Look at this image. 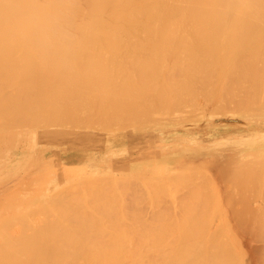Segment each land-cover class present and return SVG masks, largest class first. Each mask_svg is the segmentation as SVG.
Instances as JSON below:
<instances>
[{"label": "bare ground", "instance_id": "1", "mask_svg": "<svg viewBox=\"0 0 264 264\" xmlns=\"http://www.w3.org/2000/svg\"><path fill=\"white\" fill-rule=\"evenodd\" d=\"M230 120L235 122H230ZM235 128L238 129L237 133L241 132L242 135L246 133L255 134L253 140L264 139V0H0V157L2 158L5 155L2 154L10 151L11 148L16 150L17 147L21 146L22 149L10 159L7 158L5 161L1 159L0 166L3 163L7 169L13 158L17 156L23 155L24 158H28L24 154L25 151L33 150L35 147H55L60 148V151L62 149V153L48 151L49 161L44 163L45 167L38 168L36 166L38 168L35 167L36 170H33L31 166L26 168L24 179L26 180L28 177V180H31L27 181V188L30 187V184V188H32V181L36 179L35 177L47 173L58 165L61 167V164H74L92 158L94 162L97 155H102V157H98L100 159H108L112 162L118 160L113 154V151L117 149L127 150L126 155L131 156L133 153L143 150L144 145L151 143H169L177 140V137L181 135L184 139L195 135L198 139L206 138L208 140ZM122 132L125 135H122ZM134 132L137 133L134 134ZM182 139L180 138L179 141ZM179 141L177 140V142ZM241 143H243L241 148L244 146L248 148L246 143V145L244 142ZM230 146L227 149L231 148L230 150H232L233 145ZM244 149L246 151V148ZM249 149L246 152L238 150L229 153L228 156L231 155L229 157L223 156L224 151L222 155L218 154L219 152L201 155L211 159L210 162H204L207 167L210 166L217 170L220 168L223 172L227 171L223 169L225 166H227L225 169L228 168L229 170L230 168L228 172L236 168V171H233L235 173L233 175L230 173V175L236 179L238 177L237 181H239L243 177L246 180L248 173L250 174L248 172L245 176L243 172L240 174L239 169H237L238 164L243 162L244 154L251 153L255 148H252L251 151ZM236 152L244 154L236 157ZM262 152H260L262 158H256V161L250 156L251 159L255 163L261 162V159H264ZM256 154L258 155V153ZM188 157L192 158L193 155H181V157L179 154L174 155V160H171L167 167L173 170L180 166L182 158ZM223 158L225 160L222 163L225 166L222 167L219 161ZM19 161L21 163L22 160ZM27 161L25 163L24 160L23 164L27 165L28 163L30 165ZM244 162L246 164V161ZM217 164H220L219 167ZM230 164L234 166L232 167ZM197 166L200 167V165ZM239 166L241 165L239 164ZM252 166L248 169L250 170ZM260 166L264 167L262 164ZM14 168L16 169V166ZM243 169L245 170V167ZM257 169L259 171V168ZM159 170L163 172L162 168ZM131 171L132 174L137 173L136 168L131 169ZM165 171L166 174H170L167 169ZM199 171L196 172L199 173ZM201 171L198 178H201L200 181H202L203 177V181H206L207 174L204 175ZM258 171L254 175H259ZM147 172L148 177V173L152 170ZM191 172L194 171L190 170L189 173L192 174ZM196 172H194L195 176L197 175ZM220 172L222 173V171ZM176 173L175 176L177 177L180 173ZM236 173L238 176H234V174L237 175ZM230 175L225 177L228 178ZM252 176L253 174H250V179ZM6 178L4 177V179ZM142 178L146 179L144 176ZM163 178L165 177H162V181ZM188 178L190 179V177ZM191 178L194 180V177L191 176ZM95 179L91 181L90 178L86 183V187H88V190L86 189L84 192L86 196L81 195L80 188L76 183L73 185H77L78 189L73 187L75 191L69 193L70 190L65 182L59 185L55 183L56 185H53L51 189H43L44 191L40 196L34 192L37 194V199L32 198L39 203L40 209L31 206L29 211L28 207V210H25L28 211V213L25 212L26 214L17 211V205L25 201H22V198L27 188L22 192L19 190L21 194L18 200L14 198L18 191H13L10 195L3 191L7 197L10 198L11 196L18 202L17 205H14V200H12L14 204L10 200L5 201V203L13 204L14 206H10L16 209L17 214H25L22 217L16 216V212H14L15 215L10 214L18 217L17 219L13 216L9 218H14L13 224L14 222L19 224L18 229L19 226L23 225L21 222L23 218H27L29 213V216L32 213H38L41 218L39 217L37 220L32 215L29 218L36 220L33 221L34 224L27 222L29 224L26 225L25 230H22L25 225L21 226V231L16 234L11 232L10 228L13 226L9 228L11 234H9L10 232L7 233V228V232L4 231L5 229L0 231V264H243L242 256L239 255L234 244L237 237L234 238L230 231L224 229L225 225L228 224H225L223 220L218 221L219 223L215 226L212 221L213 218L206 220L196 217L198 220L192 219L193 221H190L186 217L188 221L183 218L185 222H182L184 224L182 227V223L180 224L179 221L180 217L177 216L181 226L178 229L181 230L178 231L177 229V233L174 234L165 228V233L160 232L165 236L160 235V229L163 230V226H168H166L167 221L173 222L166 218L162 219L163 221L166 220L164 223H159L160 218L165 213L160 210L162 208H158L159 201H154L157 202L156 210L159 209L163 215L157 216L160 213L158 211L155 213V217L149 215L153 220L154 218L157 220L162 226L161 228L155 227V225L151 226L152 221L150 222L151 219H148L149 215L146 218L150 222L146 221L150 224L149 228L146 224L144 227L140 226L141 223L146 222H142L140 218L136 219L137 214L134 215L135 217L131 216L136 220H133L134 223L131 222L130 225V221H126L129 217L125 210L124 214L128 217L126 218L122 214L123 218L126 219L125 222L132 228H137L134 229L135 233L138 232V227H140L139 231L145 232L144 234H137L138 236L134 232L132 234V228L130 227V229L129 225L123 223L121 215L112 212L118 206L115 195H110L104 186H101L104 187V191L103 188L100 190L101 187L98 186L101 179L105 181L107 178L95 177ZM127 179L129 178L127 177ZM231 179L233 180L231 188L233 185H236L237 188L240 182ZM258 179L260 180L259 177ZM120 180L121 185L120 181L118 183L121 187L126 178ZM182 180L184 181V179ZM244 180L243 183L246 182ZM104 181H102L103 185L108 181L110 183L109 186H106L107 188L113 184L110 180ZM197 181L195 185L192 183L194 186H186L193 189L197 185ZM11 182H16V179L14 178ZM89 182H93V185ZM158 183L160 184V181ZM202 183L198 185L203 186ZM230 183H232L231 180ZM163 184L162 182L161 187L165 186ZM241 184L239 187H243ZM94 185L100 188L97 189ZM155 185L152 184L154 187ZM205 185L207 186V184ZM69 186L72 188L71 185ZM206 186L201 187V189L206 188ZM86 187L84 185V188ZM5 188L7 187H4L3 190ZM30 188L28 190H31ZM90 189L94 191H90ZM156 189L159 190V187ZM106 190L108 194H106ZM113 190L115 189L113 188ZM160 190L162 189L160 188ZM125 191L128 190L125 189ZM125 191L124 193H126ZM206 191L209 192L205 189L204 194H202L203 191L200 194L205 195ZM243 191L244 189L240 194ZM132 193L134 196V192ZM89 194L97 200L94 203H89L93 207L90 205L92 209L87 210L86 203L90 201L89 198L93 199ZM127 194L125 196H128ZM139 194L137 192V196ZM152 194L154 196L155 193ZM31 195L33 196V194ZM197 195H189L192 196L189 197L191 204L192 198L197 201ZM251 196L249 195V197ZM26 197L24 196L25 199ZM117 197L119 200V196ZM239 197L243 200L241 195ZM242 197H244L243 194ZM2 198L4 197L2 196ZM30 198L26 199L28 203L34 202ZM261 200L264 199L261 198ZM204 201L205 199L202 201L201 209L204 204L205 206L209 204L207 200V204ZM146 202L148 201L146 200ZM179 202L177 203L180 208L185 206L184 202L187 205L190 203L183 199L181 206L182 202L181 204ZM28 203L23 204H26L27 207ZM89 204L88 207L91 208ZM4 205L2 204V206ZM123 205L126 206L127 204ZM21 206L19 205L20 208H22ZM255 206L258 207H254L252 211L258 208L257 210L262 214L259 209L260 205ZM5 207H3L4 210L7 209ZM140 207L142 208V206ZM189 207L191 209V206ZM261 207L264 210V205ZM3 209L2 213L6 212ZM182 209H188V206ZM192 209H194V205ZM192 209L191 211H194ZM238 209L240 208L238 207ZM91 210L92 212H90ZM132 210L131 212H134ZM176 211L175 213H178ZM191 211H189L190 214ZM239 211L241 215L248 212ZM183 212L187 214L186 216L190 215L186 210ZM205 212L206 215H204L208 216L212 211L210 210L208 214L206 210ZM231 212L233 211L231 210ZM224 213L223 211L222 214ZM239 213L238 216L240 217ZM115 214L118 216L119 222L115 219V217L117 218ZM251 215L253 216V214ZM248 216L247 220H244L243 217L241 219L238 217L236 220L234 219L236 215L232 219L237 221L236 224L239 226H247L244 228L249 230L256 228L255 236H260L261 232V235H264V221L256 218L259 220V224L258 221H252V216L251 218L250 215ZM191 217L189 216L190 219ZM29 218H27L28 221H30ZM131 218L129 220H132ZM19 220H21V224L18 223ZM137 220L139 223L137 226H139L135 227ZM6 221L8 222V219ZM3 222L5 223V220L0 218V224ZM178 222L175 220V224ZM252 222L258 223L260 227H251ZM158 223L156 225H159ZM171 223H169L170 228ZM6 225L10 226L7 223ZM171 225L174 226V223ZM177 225L172 226V229L175 230ZM233 225L235 224L233 223ZM2 226L6 227L5 225ZM125 228L126 230H124ZM257 228L260 232L257 231ZM231 230L234 233L232 234L235 235L236 230ZM249 230H246L247 233L251 231V234L254 235L253 230ZM255 236L252 238H257ZM262 238L264 237L261 236ZM135 239L139 241L135 243ZM261 239L259 238L260 241H264ZM169 242L171 245L173 244L172 247ZM142 244H144V249H141ZM261 248H264V244L260 245ZM261 255V258L264 257V254Z\"/></svg>", "mask_w": 264, "mask_h": 264}, {"label": "rangeland", "instance_id": "2", "mask_svg": "<svg viewBox=\"0 0 264 264\" xmlns=\"http://www.w3.org/2000/svg\"><path fill=\"white\" fill-rule=\"evenodd\" d=\"M230 122H235L234 120H230ZM199 125H201V124H199ZM200 127V126H199ZM98 128V127H97ZM96 128V129H97ZM98 129H100V128H98ZM237 131H238V129L237 128H235V129H233V130H231V131H228L227 133H225V134H223V135H221V136H218V137H215V138H209L208 140H206V138L205 139H203V138H200V139H198V137L197 136H195V135H191V138H187V139H184V137L181 135V136H178L177 137V140L179 141V139L180 138H183L181 141H179V142H177V140H174V141H170L169 143L168 142H163V143H154V144H148V145H144V147H143V150H141V151H138V152H135V153H133L131 156H127L126 154H127V150H122V149H117V150H115V151H113V154L115 155V158H118V160H113L112 162L111 161H109L108 159H100V158H98V157H102V155H97V158H96V160L93 162V158L92 159H89V160H81V161H79V162H77V163H74V164H61V167L58 165L57 167H53L52 169H50V171H48L47 173H44V174H42V175H40V176H38V177H35L36 179L35 180H33L32 178V182H33V186H32V188H30L31 187V184L29 185L30 187H28V188H30L31 190H28V188H27V185H28V183H27V181L29 182V181H31V180H28L29 178L27 177L26 178V180L24 179L25 178V172L27 171V169L31 166L32 167V169L33 170H36V166H38V168L39 167H41V168H43V167H45L44 165V163H46V162H48L49 161V157H48V154H49V152H52V151H54V152H61L62 153V149H61V151H60V148H55V147H48V148H45V147H42V148H40V147H35L33 150H31V149H29V150H26L25 151V156H27L28 158H24V156L22 155V156H17V157H15V158H13V161L11 162V164L10 165H8V167H7V169H6V166L5 165H3V163H2V165L0 166V199L2 200L1 202H0V208H2L3 209V207H5V206H9V207H5V208H7V209H9L8 211H7V209H3V211H6V212H4V213H2V209H0V218H3V220H5V223L3 222L2 224H0V231L1 230H4L5 232H7L6 231V228L8 229V232L7 233H9L10 232V229L12 230L11 232H14L13 234H16V233H19L20 231H21V226L23 227L24 225V227L22 228V230H25V227H27L26 225L27 224H29V223H27V222H30V223H32V224H34L33 223V221L35 220V219H39V217L41 218V216H40V214H31V216H29L30 215V213H29V215H27V218H31L32 217V215H33V217L35 218L34 220H32V219H30L29 218V220L30 221H28V219L25 217V218H23V220H22V218H21V220H19V222L18 223H20V221L21 222H23L22 224L23 225H21V226H19V229L17 228L18 227V225H17V223L16 222H14V224L12 223V220L14 219V218H12V219H9L10 218V216H13V215H10L11 213L12 214H14V212H16V209H14V208H12L11 206H14V205H17L16 203H18V202H16L15 200H14V198L16 199V200H18V198H19V195L21 194V192H22V190H24L25 188H27L26 190V192H24V196L26 197V196H28V194L29 193H31V194H33V196L31 195H29L28 197H26V199L28 200L29 198H30V200H32L33 198L32 197H34V199H37V194L35 193L34 194V192H37L38 193V196H40V195H42V191H44V190H46V189H51V188H53V185H56L57 183V185H59L60 183L62 184V182H65L66 184V186H67V188L70 190V192L69 193H72L73 191H75V189H78L77 188V185L76 186H74L75 185V183L76 184H78V187L80 188V192H81V195L83 196L84 195V192L86 191V189L88 190V187H86V183L90 180V178H91V181H92V179H95V177H98L99 179H101V178H107L105 181H104V179L102 180L101 179V181H99V182H101V183H99V185L98 186H104L105 187V189H108V191H109V193H110V195H115V198H116V201H117V207L116 208H114V209H116V210H112V212H116V213H119L121 216V218H122V220L124 221L123 223H125V224H127V226L129 225L127 222L128 221H130L129 223H130V225L132 224V223H134V222H132L134 219L133 218H131V216H133V217H135L134 215L135 214H137V217H135L136 219L137 218H140L141 219V221L142 222H146V221H148V219L150 220V222L152 221H155V222H149L150 224H151V226H153V225H155V227H162L159 223L161 222V224L162 223H164L165 221H163L162 219H166L167 218V220L169 219L170 221H172L173 223H174V226H176L177 224V227H175V230H173L172 229V226L173 225H171V224H173V223H171V222H169V221H167V223L168 224H166V226L167 227H165V226H163V230H161L160 229V231H159V233L161 232V231H163L164 233L166 232V230H170V231H172L174 234L175 233H177L176 232V230L178 229V228H180L181 226L183 227V223L185 222V218L187 217L188 218V220H190V221H193V220H195V219H197L198 217L199 218H202V219H206L207 220V218H209L208 220H210V219H212V221L214 222V225L215 224H218L219 222L218 221H224L225 222V224H228V225H225V227H224V229H227L228 231H230V234L232 235V236H234V238H236L237 237V239H236V241H234V244L236 245L235 246V248H237V251L239 252V255L240 256H242V262H243V264H253V262H254V264H264V261H262V260H264V257H262L261 258V254H264V252H262V251H264V248H261L260 249V245L261 244H264V241H260L259 240V238L261 239V236L262 237H264V235H261L262 234V232H261V234H260V236L258 235V233L260 232L259 231V229L257 230V231H259L258 233H256L257 235H258V237L257 236H255V231H256V228L254 229V228H251L250 230H253L252 231V233H254V235L253 234H251V231L249 230V229H247V228H244V227H247V226H244L243 227V225H241V226H239L238 224H236L237 223V221H234V219H236L237 220V218L239 217L238 216V213L240 212L239 210H241V212L243 211H248V212H244L242 215H241V213H239V215H240V217L238 218V219H241L242 217H243V219L245 220H247L248 218H249V216L248 215H250V218H251V214H253V216H252V221H258V223H259V220L258 219H262V221H264V218H262V217H264V210H262L261 208V206L262 205H264V203H262V202H264V200H261V198L262 199H264V194H262L261 195V193H264V192H262V191H264V172H262V171H264V170H262V169H264V167H261L260 165L262 164V166H264V159H261L262 161L261 162H254L252 159L253 158H255L254 160H256V158L258 159H260V158H262V154L260 153V152H262V150H264V146H262V144H264V141H262V140H264V139H262V140H253V139H255V134H249V133H246V134H244V135H242L241 134V132H238L237 133ZM123 133V134H122ZM122 133H120V134H122V135H125L124 134V132H122ZM126 133V132H125ZM137 132H134V134H136ZM204 137H207V136H204ZM8 139V138H7ZM6 140V139H5ZM4 140V141H5ZM9 141V140H8ZM256 141V142H255ZM258 141H262V142H258ZM241 142H244V144L246 143L247 145H248V148H247V146H244V147H242L241 148V144H243V143H241ZM6 143H8L7 141H6ZM6 143H5V145H6ZM172 143H174V144H179V145H174V144H172ZM260 143H261V145H260ZM245 144V145H246ZM3 146H5L4 144H2ZM2 145H1V148L3 149V147H2ZM10 145H12V144H10ZM227 145V146H226ZM230 145H233V147H232V150H230L231 148H229V149H227ZM236 145V146H235ZM240 147H239V146ZM256 145H259V146H256ZM7 146H8V144H7ZM224 146H226L225 148H224ZM254 146H256V147H254ZM12 147V146H11ZM21 146H19V147H17V149L16 150H13L14 148H11L10 149V151L8 150V151H4V149H3V151L5 152V153H3L2 155H4L2 158L0 157V161H2V160H6L7 158H9L10 159V157L11 156H14V154L16 153V152H21L20 151V148ZM231 147V146H230ZM249 147H251V149H249ZM236 148V149H235ZM240 148V149H239ZM244 148H246V151H248V149L251 151L252 150V148H255V149H253L252 150V155L254 154V156H252V155H250L251 153H248L247 155H246V153L244 154L245 156L243 157V162H241V163H239L241 166H239V164H238V167H237V169H239L238 171L240 172V174H242V172H243V174H245V176L247 175V173L248 172H250V174L252 175L253 174V178L251 177V179H250V174L248 173V175H247V178H246V180H244L241 176V180H239V181H237V179H238V177H237V179H236V177H231V175H233V173H235V172H233V171H236L234 168L233 169H231L232 171L231 172H228L229 170H230V168H229V170H228V168L227 169H225L227 166H225L222 162H224V160H225V158H223V159H221L220 161H219V163H221L222 165V167H223V165L225 166V168H223L224 169V171L225 170H227V171H225V172H223V170H220V168L217 170V169H214V168H212V167H207L206 165H205V163L206 162H210V160L211 159H208V156H202L201 154H207V155H209V153H212V152H214L215 154H217V152H219L218 154H220V155H222V152H223V156L225 155V156H228V154L230 153H233V152H235V151H242V152H246V151H244L245 149ZM59 149V150H58ZM224 149V150H223ZM22 150V149H21ZM254 150H256V151H254ZM259 150H261V151H259ZM49 151V152H48ZM240 151V152H241ZM249 151V152H250ZM254 151V152H253ZM8 152V153H7ZM44 152H45V154H44ZM48 152V153H47ZM239 152H236L234 155L237 157V155H239V156H242L243 154L242 153H240V154H242V155H240V154H238ZM256 153H258V155H259V153H260V155L258 156ZM262 153H264V152H262ZM177 154H179L180 155V157H181V155H183V156H186V155H193V157L192 158H182L181 159V162H180V166L179 167H177V168H175V169H170V168H168L167 167V164H169L170 163V161L171 160H174V158H173V156L174 155H177ZM227 154V155H226ZM229 156H231V155H229ZM228 156V157H229ZM233 156V155H232ZM252 157V159H251V157ZM256 156V157H255ZM148 157V158H147ZM248 157H250V158H248ZM146 158H147V160H146ZM154 158V159H153ZM248 160H250L251 161V163H249L250 161H247L246 159ZM2 159V160H1ZM8 159V160H9ZM150 161H149V160ZM19 160H22L21 161V163H20V161ZM24 160H25V163H26V161L27 162H29L30 163V165H28V163H27V165H24L23 163H24ZM156 161V162H153V161ZM38 161H40L39 163H38ZM99 161V162H98ZM145 161H147V162H145ZM244 161H246V164H245V162ZM257 161V160H256ZM260 161V160H259ZM145 162V163H144ZM205 162V163H204ZM157 164V165H155V164ZM189 163V164H188ZM243 163V164H242ZM254 163H255V165H258V166H255L254 165ZM261 163V164H260ZM37 164V165H36ZM116 164V165H115ZM248 164V165H247ZM18 165V166H17ZM23 165V166H22ZM34 165V166H33ZM197 165H200V167L199 166H197ZM218 165V167H219V165L220 164H217ZM226 165H228V164H226ZM230 165H232V164H230ZM243 165H246V166H243ZM251 165H253L252 167H251V169L249 170L248 168H250V166ZM16 166V169L14 168ZM25 166H27V167H25ZM29 166V167H28ZM171 166H173V165H171ZM186 166V167H185ZM234 165H232V167H233ZM257 167V168H259V171H258V169L256 170L255 169V167ZM260 166V167H259ZM11 167V168H10ZM20 167H22L21 169H19ZM36 167V168H35ZM142 167V168H141ZM145 169H144V168ZM156 167V169H154ZM217 167V168H218ZM222 167H221V169H222ZM230 167V166H229ZM243 167H245V170L243 169ZM254 167V168H253ZM2 168H4V169H2ZM27 168V169H26ZM37 168V169H38ZM133 168H136V170H137V173L136 174H132V171H131V169H133ZM162 168V171L163 172H160V170L159 169H161ZM170 172V174L168 173V174H166V169ZM242 168V169H241ZM247 168V169H246ZM252 168H253V170H252ZM15 169V170H14ZM26 169V170H25ZM32 169H30L31 171H33ZM149 169V170H148ZM214 169V170H213ZM12 170V171H11ZM18 170V171H17ZM147 170H148V172H150V170H152V172H150V173H148L147 172ZM156 172H155V171ZM172 170V171H171ZM181 170H183V171H181ZM194 171V172H198V170H203V171H201V172H203V174L204 175H206V181H205V184H207V186L204 184V181H203V177H202V181H200V179L201 178H198V176H199V173H200V171H199V173H197V175L195 176L194 174V172L192 173V174H190L189 173V171ZM247 170V171H246ZM252 170V171H251ZM167 171V172H168ZM173 171H175V172H173ZM181 171V172H180ZM214 171V172H213ZM219 171H222V173L220 172L219 173ZM237 171V172H238ZM256 171H258L257 173H259V175H254V174H256ZM10 172V173H9ZM35 172V171H34ZM122 172V173H121ZM127 172V174H125ZM146 172L149 174V175H151L150 177H149V175H148V177H147V175H146ZM172 172V173H171ZM180 173V174H178L177 175V177L175 176V173ZM205 172V173H204ZM207 172V173H206ZM228 172V173H227ZM239 172H238V174H239ZM252 172V173H251ZM8 173V174H7ZM64 173V174H63ZM121 173V174H120ZM142 173V174H141ZM174 173V174H173ZM176 173V174H177ZM184 173H188V174H184ZM209 173V174H208ZM226 175H225V174ZM230 173H231V175H230ZM4 174V175H3ZM7 174V175H6ZM125 174V175H124ZM161 174V175H160ZM172 174V175H171ZM181 174H182V176H181ZM189 174H190V176H189ZM203 174H200V175H203ZM237 174V173H236ZM238 174L237 175H235L234 174V176H238ZM239 174V175H240ZM71 175V176H70ZM153 175H154V177H153ZM158 175H160V177H158ZM163 175V176H162ZM168 175H170L169 177H171L170 179H169V177L167 178L166 176H168ZM185 175V176H184ZM194 175V176H193ZM222 175L225 177V176H227V175H230V176H228V178H230V179H228L227 177H223L222 178ZM262 175V176H261ZM6 176H8L7 178H6ZM73 176V177H72ZM132 176V177H131ZM142 176H144V178H146V179H143L142 178ZM191 176L192 177H194V180L191 178ZM244 176V175H243ZM4 177L6 178V179H4ZM12 177V178H11ZM61 177V178H60ZM89 177V178H88ZM92 177H94V178H92ZM127 177L130 179H127ZM162 177H165V178H163V181H162ZM176 177V178H175ZM179 177H181L180 179H179ZM188 177H190V179L188 178ZM195 177H196V179H195ZM249 177V178H248ZM257 177V178H256ZM258 177L260 178V180L258 179ZM16 179V182H11L13 179ZM84 178V179H83ZM126 178V180H124ZM167 178V179H166ZM187 178V179H186ZM198 178V179H197ZM231 178H233L234 179V181H237V182H240V184L241 185H243V187H239L240 186V184H239V186L237 185V188H236V185H233V188H231V184H233V180L231 179ZM68 179V180H67ZM80 179H83L82 181H80ZM98 179V180H99ZM120 179H123L124 180V182H122L123 183V187L125 188V189H127L128 191H125V189H124V191L126 192V193H124V191H123V189H122V186L120 187V185H121V180ZM137 179V180H136ZM161 179V180H160ZM171 181H169V180ZM182 179H184V181L182 180ZM189 179V180H188ZM192 179V180H191ZM205 179V178H204ZM224 179V180H223ZM227 179V180H226ZM256 179H258L257 181H258V183H256L257 181H256ZM96 180V179H95ZM107 180H110V182L111 183H113V184H111L110 185V187H111V189H110V187L109 188H107L106 186L108 185L109 186V181L107 182V183H105V185H103L104 183L102 182V181H104V182H106ZM122 180V181H123ZM127 180H129L128 182H127ZM134 180V181H133ZM145 180H146V182L148 183H146L145 182ZM168 180V181H167ZM173 180H175V181H173ZM177 180H179V181H177ZM198 180V181H197ZM226 180V181H225ZM230 180L232 181V183H230ZM243 180H244V182L246 183H243ZM255 180V182H253ZM35 181V182H34ZM79 181V182H78ZM97 181V180H96ZM120 181V185H119V182ZM140 181V182H139ZM160 181V184L158 183V182ZM178 182V184H177V182ZM182 181V182H181ZM188 181V182H187ZM196 181H197V185L196 186H198V187H192L193 189H189L188 188V186H194L195 184H196ZM208 181V182H207ZM229 181V182H228ZM242 181V182H241ZM95 182V181H94ZM134 182V183H133ZM155 182V183H154ZM162 182L164 183L163 184V186L164 187H161V184H162ZM170 182V183H169ZM174 182V183H173ZM175 182H176V184H175ZM200 182V183H199ZM201 182H203L202 184H204L205 186H206V188H202L201 189V187H205L204 185L202 186V185H198V184H201ZM253 182V183H252ZM24 184V186H23V184ZM26 183H27V185H26ZM56 183V184H55ZM83 183V184H82ZM85 183V184H84ZM172 183V184H171ZM180 183H182V185H180ZM184 183H188V184H184ZM194 185H193V184ZM209 183V184H208ZM211 183V184H210ZM230 183V184H229ZM236 183V182H235ZM234 183V184H235ZM247 183H248V185H247ZM253 185H252V184ZM258 185H256V184ZM13 184V185H12ZM74 184V185H73ZM89 184H92L93 185V182H89ZM102 184V185H101ZM119 185V188H120V190H119V188L117 187L118 185ZM139 184V185H138ZM152 184L153 185H155V187L154 186H152ZM175 184V185H174ZM192 184V185H191ZM237 184V183H236ZM262 184V185H261ZM47 185V186H46ZM69 185H73L72 186V188H69L70 186ZM82 185H83V187H82ZM84 185H85V187L86 188H84ZM96 185H97V183H96ZM96 185H94L95 186V188H97L96 187ZM135 185V186H134ZM149 185V186H148ZM172 185V186H171ZM174 185V186H173ZM178 185V186H177ZM186 185H188V186H186ZM52 186V187H51ZM88 186H90V185H88ZM114 186V187H113ZM140 186V187H139ZM147 186V187H146ZM150 186H151V188H154V189H151L150 188ZM247 186V187H246ZM4 187H7V188H5V190H3L4 189ZM38 187V188H37ZM73 187H75V189H73ZM100 187H98V188H100ZM104 187H101L100 188V190H102V188H103V191H104ZM135 187V188H134ZM139 187V188H138ZM142 187V188H141ZM156 187H159V190H157L156 189ZM174 187H176V188H174ZM180 187V188H179ZM185 187H187V188H185ZM251 188V189H249V188ZM81 188H82V191H81ZM89 188H91L92 189V187H89ZM97 188V189H98ZM113 188L116 190H113ZM131 189L132 190V192H134V196H132V192H131V190H130V192H129V189ZM160 188L162 189V190H160ZM179 188V189H178ZM182 188V189H181ZM184 188V189H183ZM254 190H253V189ZM44 189V190H43ZM67 189V190H68ZM71 189H73L72 191H71ZM84 189V190H83ZM90 189V191H94V190H91ZM96 189V190H97ZM110 189V190H109ZM122 189V190H121ZM143 189V190H142ZM175 189H176V192H175ZM181 189V190H180ZM186 189V190H185ZM197 191H196V190ZM205 189H207V190H209V192H207L206 191V193H205V195H202V194H204V192H205ZM228 189H230L229 191H227ZM239 189V191H240V189H241V191L244 189V191L242 192V194H243V196L246 198H244V197H242V194H240L241 193V191L239 192V191H237ZM248 189V190H247ZM19 190H21V192H19ZM68 190V191H69ZM136 192H135V191ZM139 190H141V191H139ZM157 190V192H154V191H156ZM173 190H174V192H173ZM178 190H180L178 193H177V191ZM200 190H202L203 191V193H202V191L200 192ZM223 190V191H222ZM232 190V191H231ZM262 190V191H261ZM6 192L7 194H9L10 195V193L11 192H13V191H18L19 192V194H17L18 192H16V196H17V198H16V196L12 199L11 198V196H10V198H9V196L7 197L5 194H3L4 192ZM25 191V190H24ZM29 191V192H28ZM76 191H78V190H76ZM98 191V190H97ZM108 191L106 190V194H108ZM111 191V192H110ZM123 191V192H122ZM146 191V193H147V195H146V193H144ZM160 191V192H159ZM162 191H164V192H162ZM198 193V191H199V193H198V195H197V193ZM234 191V192H233ZM259 191H261L260 192V194H259V192L257 193V192ZM28 192V193H27ZM112 192H114V193H112ZM116 192H118V193H116ZM137 192H138V194L140 193V194H142L141 196H140V194L137 196ZM143 192V193H142ZM155 193L154 194V196H153V194L152 193ZM161 194H159V193ZM185 192V193H184ZM236 192V193H235ZM238 192V193H237ZM251 192V193H250ZM253 192V193H252ZM255 192V193H254ZM27 193V194H26ZM77 193V192H76ZM90 193H93V192H90ZM116 193V194H115ZM122 193V194H121ZM128 193V194H127ZM177 193V195H175ZM200 193H202V194H200ZM245 193V194H244ZM14 194V193H13ZM80 194V193H79ZM78 194V195H79ZM87 194H88V192H87ZM119 194V195H118ZM125 194H127L128 196H125ZM147 196H145V195ZM151 194V195H150ZM156 194H158V195H156ZM165 194V195H164ZM180 194V195H179ZM182 194H184V195H182ZM187 194V195H186ZM193 195V196H195V195H197V201H196V199L195 198H192L193 199V202H192V204H191V201H190V199L191 198H189V197H192V196H189V195ZM213 194V195H212ZM235 194V195H234ZM247 194H248V196H247ZM255 194V195H254ZM36 197H35V196ZM90 195V194H89ZM88 195V196H89ZM93 195V194H92ZM122 195H124V197H122ZM130 195V196H129ZM200 195V197H198ZM202 195V196H201ZM208 195H209V197H208ZM212 195V196H211ZM233 195V196H232ZM241 195V198L243 199V200H241L240 199V196ZM249 195L251 196V195H253V196H251V197H249ZM2 196L4 197V198H2ZM22 196V195H21ZM24 196H23V198H24ZM84 196H86V194L84 195ZM91 196V195H90ZM117 196H119V200H121V201H119V200H117L118 199V197ZM121 196V197H120ZM145 196V197H144ZM153 196V198H150V197H152ZM157 196V197H156ZM181 196H183V197H181ZM235 196V197H234ZM256 197V199H255V197ZM261 196V197H260ZM5 197H7V198H5ZM127 197V198H126ZM138 197H140V198H138ZM143 197V198H142ZM155 197H156V200H155ZM165 197V198H164ZM189 199H188V198ZM206 197V198H205ZM211 198V199H209L208 200V198ZM238 197V198H237ZM247 197H249V198H247ZM9 198V199H8ZM22 198V201L23 200H25V201H23V203H25V202H27L28 203V201L24 198L23 199ZM89 198V197H88ZM88 198H87V200H88ZM91 198H93V199H90L89 198V202H87L86 203V205H87V210H89V209H92V205L91 204H89V203H91V202H93L94 203V201H96L97 199L95 198V197H92L91 196ZM94 198H95V200H94ZM121 198V199H120ZM147 198H149V199H147ZM201 198H204L205 199V201L204 202H206V200H207V202L209 203L208 204V206H205V204H204V202H203V204H204V207H203V205H202V209H201V204H202V201L204 200V199H201ZM229 198V199H228ZM237 198V199H236ZM259 198H260V200H259ZM33 199V201L34 202H36L37 203V201H35ZM123 199V200H122ZM150 199H154V200H150ZM167 199V200H166ZM183 199H184V201H186L187 203H189L188 205L187 204H185V202H184V207H187L188 206V209H182V208H184V207H182V208H180V205L177 203V202H179V201H183ZM195 199V200H194ZM200 199V200H199ZM238 199H239V202H238ZM251 199H253V200H251ZM258 199V200H257ZM7 200L9 201H11L12 202V200H14V202H15V204H14V202H12L13 204L11 205V203L10 204H6L5 203V201L7 202ZM146 200L148 201V202H146ZM170 200H173V201H170ZM175 200V201H174ZM187 200H189V201H187ZM237 200V201H236ZM22 201H21V197H20V202L22 203ZM119 201V202H118ZM123 201V202H122ZM127 201V203H125ZM154 201H159L158 202V208H162V209H160L162 212H165V213H167L166 215H168V216H166L165 215V213H164V215H163V213L159 210V209H157L156 210V207H157V205H156V203L157 202H154ZM235 201V202H234ZM32 202V201H31ZM30 202V203H31ZM34 202H32L31 203V205H29L30 203H28L27 204V207H26V204H18L17 206H18V210L17 211H19V212H21V213H28V211H25V210H28L29 209V211H30V208H32V207H36V209H40V206L38 205L39 203H34ZM136 202H137V205H136ZM143 202V203H142ZM160 202H162V203H160ZM167 202V203H166ZM181 202H179L180 204H181ZM197 203V204H194V203ZM199 202H200V205H199ZM207 202H206V204H207ZM233 202H234V204H233ZM241 202H242V204H241ZM252 202V203H251ZM256 204H255V203ZM259 202V203H258ZM127 204L126 206H124L123 204ZM138 203H140V204H138ZM148 203V204H147ZM212 203V204H211ZM245 205H244V204ZM251 203V204H250ZM2 204L4 205V206H2ZM88 204H89V206L91 207V208H89L88 207ZM145 204H147V205H145ZM150 204V205H149ZM154 204H155V207H154ZM172 204V205H171ZM260 205V207H259V209L261 210V212H262V214L260 213V211L259 210H257V209H255V211H252V210H254L253 208L255 207H258V206H255V205ZM11 205V206H10ZM19 205L22 207V208H20L19 207ZM25 205V206H24ZM121 205H123L124 206V209L122 208L123 206H121ZM149 205V206H148ZM162 205H163V207H162ZM170 205V206H169ZM183 205V202H182V204H181V206ZM187 205V206H186ZM193 205H194V209H192V207H193ZM196 205V206H195ZM223 205V206H222ZM234 205V206H233ZM240 205V206H239ZM243 205V206H242ZM32 206V207H31ZM121 206V207H120ZM138 207V208H140V209H138V208H136V207ZM140 206H142V208L140 207ZM189 206H191V209L192 210H194V211H191V209H189L190 207ZM211 206V207H210ZM213 206V207H212ZM236 206H237V208H236ZM245 206H247V207H250V208H247V207H245ZM25 207V209H23ZM29 207V208H28ZM120 207V208H119ZM167 207V208H166ZM210 207V208H209ZM238 207L240 208V209H238ZM244 207V208H243ZM12 208V210H10ZM28 208V209H27ZM150 208V209H149ZM152 208V209H151ZM173 210H172V209ZM177 208V209H176ZM204 208H205V210L207 211V214L209 213V211L211 210L212 212H213V214H211L212 212H210V215L208 214V216H211V217H208V216H205L206 215V212H205V210H204ZM207 208H209V209H207ZM252 208V209H251ZM14 209V210H13ZM33 209H35V208H33ZM35 209V210H36ZM121 209V210H120ZM128 209V210H127ZM133 209V210H132ZM155 209V210H154ZM165 209V211H163ZM170 209V210H169ZM179 209V210H178ZM200 209H201V211H200ZM21 210V211H20ZM124 210V211H123ZM125 210H126V214H127V216L129 217V218H131L132 220H129V218L128 217H126V215L124 214V212H125ZM131 210L132 211H134V212H131ZM141 210V211H140ZM168 212H167V211ZM172 210V211H171ZM177 210V211H176ZM182 210V211H181ZM183 210L185 211L186 210V212L188 213L189 211H191V214H190V212H189V216H192L191 217V219L189 218V216H186L187 214L185 213V212H183ZM217 210V211H216ZM221 210V211H220ZM231 210L233 211V212H231ZM31 211H33L32 209H31ZM129 211H130V213H133V214H130L129 213ZM135 211H137V212H139V213H137V212H135ZM154 211V212H153ZM156 211V212H155ZM160 212V213H158V212ZM169 211H170V213H169ZM175 211L176 212H178V213H175ZM196 211V212H195ZM216 211V212H215ZM219 211V212H218ZM225 212L224 214H222V212ZM251 211V212H250ZM89 212V211H88ZM90 212H92V210L90 211ZM180 212H181V214H180ZM192 212H194L195 213V215H194V213H192ZM199 212V213H198ZM215 212V213H214ZM238 212V213H237ZM7 213V214H6ZM25 213V214H26ZM155 213H158V215L157 216H162L161 218L160 217H158V218H160V221H159V223L157 222V220H155V218H154V220H153V218L152 217H155ZM172 213H173V215H172ZM185 213V214H184ZM197 213V214H196ZM219 213V214H218ZM234 213H237V214H234ZM247 213V214H246ZM251 213V214H250ZM257 213V214H256ZM260 213V214H259ZM15 214H17V212L15 213ZM14 214V215H15ZM20 213H18L16 216H18ZM25 214H23V215H25ZM118 214V215H119ZM122 214H124V217H126V218H128L127 220L125 219V218H123V216H122ZM149 214H151V216L149 215ZM162 214V215H161ZM205 214V215H204ZM214 214H215V217H214ZM218 214V217H219V219H218V217H216V215ZM234 214V215H233ZM244 214H246V215H244ZM2 215V216H1ZM23 215H19V216H23ZM35 215V216H34ZM39 215V216H38ZM116 215V214H115ZM149 215V216H148ZM175 215V216H174ZM204 215V216H203ZM220 215V216H219ZM236 215V217L234 218V219H232L234 216ZM244 215V216H243ZM258 215V216H257ZM259 215H261V216H259ZM5 216V217H4ZM16 216H13V217H16ZM18 216V217H19ZM98 216H101V215H98ZM117 216V215H116ZM147 216H148V219H146L147 218ZM177 216H178V218L180 219L179 221H180V224H181V226H180V224H179V222H178V218H177ZM18 217H16V219L18 218ZM113 217H114V215H113ZM119 217V219H121ZM150 217V218H149ZM165 217V218H164ZM181 217H182V219H181ZM197 217V218H196ZM204 217V218H203ZM220 217H222V218H220ZM224 217V218H223ZM8 219V222L6 221V219ZM157 218V217H156ZM171 218V219H170ZM174 219V221H173V219ZM184 218V219H183ZM187 218H186V221H188L187 220ZM256 218H258V219H256ZM115 219H117L118 220V216H117V218L115 217ZM135 219V220H136ZM193 219V220H192ZM216 219V220H215ZM218 219V220H217ZM226 219H228V221H226ZM230 219V220H229ZM242 219V220H243ZM250 219V220H251ZM254 219H256V220H254ZM11 220V221H10ZM25 220H27V221H25ZM31 220H32V222H31ZM117 220H115V223H117V222H119V220L117 221ZM125 220L127 221V222H125ZM134 220V221H135ZM139 220V219H138ZM138 220L136 221V224H135V227L137 226V224H139V223H137L138 222ZM159 220V219H158ZM175 220L178 222L177 224H175ZM198 220V219H197ZM200 220V219H199ZM1 221H2V219H1ZM36 221V220H35ZM117 221V222H116ZM121 221V220H120ZM141 221H140V223H141ZM234 221V222H233ZM26 222V223H25ZM132 222V223H131ZM148 222H146V223H141V227H144V225L146 224L148 227L147 228H149V223ZM254 222V223H255ZM261 222V221H260ZM6 223L7 224H10V226L9 225H6ZM148 223V224H147ZM156 223H158L159 225H156ZM169 223H171L170 224V226H171V228L169 227ZM233 223L235 224V225H233ZM253 223V222H252ZM253 223V224H254ZM257 223V224H258ZM21 224V223H20ZM252 224V225H253ZM256 224V223H255ZM251 225V227H260L259 226V224L257 225ZM1 225H5L6 227L4 228V226H2L1 227ZM128 226L129 228L131 227V226ZM164 225V224H163ZM233 225V226H232ZM8 226V227H7ZM13 226V228H10V227H12ZM133 226V225H132ZM139 226V225H138ZM137 226V227H138ZM151 226H150V228H151ZM173 226V227H174ZM179 226V227H178ZM216 226V225H215ZM228 226V227H227ZM262 226V225H261ZM227 227V228H226ZM236 227V228H235ZM10 228V229H9ZM19 230H17V229ZM132 228V227H131ZM130 228V229H131ZM139 228V230H140V227H138ZM153 228V227H152ZM165 228H166V230H165ZM229 228V229H228ZM249 228V227H248ZM262 228V227H261ZM260 228V229H261ZM16 229V230H15ZM128 229V228H127ZM130 229H129V231H130ZM134 229L136 230L137 228H132L131 230H133L132 231V234H134L135 233V231H134ZM142 229V228H141ZM159 229V228H158ZM172 229V230H171ZM231 229H233V230H236L235 231V235H236V233H237V235L235 236V235H233L234 233L232 232V230ZM124 230H126V228L124 229ZM138 230V232L136 231V235L137 234H144L142 231H139ZM181 229H178V231H180ZM237 230H239V231H237ZM249 230L250 231V233H247V231ZM16 231V232H15ZM18 231V232H17ZM145 231V230H144ZM175 231V232H174ZM244 231V232H243ZM11 232L9 233V234H11ZM134 232V233H133ZM163 232H161V233H163ZM246 232V233H245ZM160 233V235H163V234H161ZM185 233V232H184ZM233 233V234H232ZM245 233V234H244ZM126 234H127V232H126ZM129 234V233H128ZM132 234H129V235H132ZM249 234H251L250 236H249ZM138 236V235H137ZM137 236H134L135 238L137 237ZM165 236V234L163 235V237ZM252 236L254 237H257V238H252ZM250 237H251V239H250ZM246 238V239H245ZM136 241H135V243H137V241H139L138 239H135ZM251 240V241H250ZM259 242H258V241ZM261 240H264V238H262ZM170 241V240H169ZM171 243H173V244H175L174 242H172V240L170 241ZM169 242V244H170V246L172 247V245H171V243ZM133 243H134V238H133ZM139 243V242H138ZM257 245H256V244ZM260 243V244H259ZM249 244V245H248ZM251 244V245H250ZM143 245L144 244H142V248L141 249H144L143 248ZM252 245H256V246H252ZM257 246H259V247H257ZM204 247V246H203ZM252 247H254V248H252ZM245 249V250H244ZM249 251V252H248ZM246 254V255H245ZM248 254H249V256H248ZM260 256V257H259ZM253 258V259H252ZM159 261H160V259H159ZM262 261V262H261Z\"/></svg>", "mask_w": 264, "mask_h": 264}]
</instances>
